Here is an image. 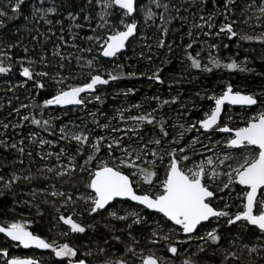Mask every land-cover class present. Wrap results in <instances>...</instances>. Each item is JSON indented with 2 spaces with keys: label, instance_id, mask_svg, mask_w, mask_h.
Returning a JSON list of instances; mask_svg holds the SVG:
<instances>
[{
  "label": "trees",
  "instance_id": "trees-1",
  "mask_svg": "<svg viewBox=\"0 0 264 264\" xmlns=\"http://www.w3.org/2000/svg\"><path fill=\"white\" fill-rule=\"evenodd\" d=\"M50 1L52 6H57L52 7L56 8L55 13H48L44 19H41L39 15L33 19L32 10L35 7L33 0H25L22 11L18 14L12 12V0H0V11L6 13V16L0 17V60L3 61L4 66L11 69L7 73H0V120H10L16 116L15 99L22 95L23 82L31 81L34 86L37 83L44 84L43 88L36 86L37 100L30 106L32 111L39 109L42 112L45 110L43 102L54 96L58 89L64 88L66 90L69 85H81L79 83L81 81L80 72H77L78 67L73 66L71 60H74L70 59L69 56L93 60L92 73L100 74L106 79L109 72L119 75L117 80H109L107 89L110 91L118 87L124 89L125 105H122L121 109L125 110V115H139L137 110L141 109L143 112L158 110L156 114L163 115V118L177 113L180 118L199 120L203 118L210 105L214 106V101L208 97L212 96V93H216L214 91L223 92L229 84L234 90L264 96V59L261 58V54L252 52L250 48L256 43L241 39V36L237 35L231 39L225 33H221L219 36L216 32L223 20V14L228 13L233 7L238 8L240 0H235L234 3L229 4L230 10L224 8L227 0H206L203 3L201 0H184L183 4V0H160L161 5L167 4L168 8L165 10L163 7L157 8L155 3L152 4L150 8L155 16L150 22L145 20L146 15L144 13L147 0H139L134 16L139 25L138 34L129 43L127 50L114 60L104 59L99 53L98 46L96 48L87 41L86 37L89 35L85 24L82 25V28L77 29L66 20L71 15L69 12L77 13L79 9L84 11L83 6H85L86 0ZM92 5H90L91 13L94 14L96 5L94 2ZM42 7L51 8L48 3ZM114 11L115 14L112 17L117 16L118 10ZM200 12L206 18L211 16L212 19L207 24L211 23L215 27L213 31H210V35L203 37V42L206 45H215L222 55L223 64L218 68L211 66L210 72L202 70V66L199 70L192 68L191 61L188 59V55L193 56L194 37L198 34H205V32L209 33L207 29L198 27L200 19L197 17ZM161 16H163V20ZM45 19L51 20L52 23H46ZM99 23L101 24L102 21ZM165 28L167 33L164 32ZM161 39L164 40V47L158 46V41ZM17 44L24 52L28 53L27 59L24 57L26 55L20 54ZM73 44L76 47H73ZM189 44L192 45L191 48L188 47ZM55 52H59L65 59L61 61L60 56L54 55ZM247 55L253 63L248 61L244 63L246 60L244 58ZM42 56L46 58L43 63L41 62ZM29 60L35 61V63L29 65ZM232 61L239 65L237 69L229 70L223 67ZM61 64L64 65L63 68L60 67ZM154 66L160 69L158 75L163 81L162 83L155 79H149L152 75H147V73L151 74V68ZM23 67L34 69V73L46 71L49 75L45 77L34 75L33 80H28L20 74ZM240 68L244 70L241 71ZM61 80L62 83H57ZM165 101L169 103L165 104ZM112 103L111 96L108 95L100 101L99 106L105 112L111 113L113 112L111 110ZM127 105L132 106V108L128 109ZM134 105L140 107H134ZM55 109L66 114L65 120L77 116V114L71 113V109L65 111L60 108ZM65 146L79 159L74 177L62 179L56 184L67 188V191H71L64 194L66 199L60 201V198L49 195L48 190H46L49 185L39 182L35 186L39 190L38 195L35 198L29 196L32 201L35 199L40 208L39 212H36L35 208L30 207V204L24 208L23 204H20L22 199H27L28 196L23 193V185L20 181L11 184L8 189L0 185V223H3L5 219L15 220L18 212L23 210L32 217L33 225L30 231L33 234L44 239H50V241L54 240L57 244L68 243L70 246H74L78 249V255L75 259H84L86 264H104L105 259L108 258H124L128 264H140V253L142 252L143 256L151 253L149 251L151 246L149 245V238L153 227L150 226V221L163 220L162 217L129 202H115L113 210L117 211L118 214L125 211V208H133L141 212L147 220L146 224L133 225L131 230L139 241L133 245L137 255L126 253V245L132 243L128 238L129 230L126 227L130 220L125 222L113 219L107 214H89L87 211L89 204L76 198L75 194L72 193L89 191L86 187L88 173L79 172L80 161L82 162L87 158L89 149L84 146L82 154H78L77 145L66 144ZM15 159V152L5 146L3 138L0 136V171L8 174L11 170L9 166L10 164L13 165L12 160ZM86 167L95 170L92 162ZM44 191L47 193L42 194ZM69 196L71 197L70 200H68ZM119 205H121L120 209H118ZM63 210H66L64 216L82 220L81 225L86 227L85 233L69 232L64 236L57 235L59 234L56 230L57 221ZM237 226L227 225L226 227L229 230H235ZM247 229V234L254 233L255 235L258 232L253 228ZM113 236H119L120 241L114 239ZM100 248L105 249V252L100 253ZM4 251L8 253L6 257L3 255ZM89 252L91 254L87 255ZM217 255L211 250L203 253L207 260L215 263L220 260ZM13 258H33L40 261L41 264H60L58 258L49 250L41 253L24 249L0 233V264H7V261Z\"/></svg>",
  "mask_w": 264,
  "mask_h": 264
},
{
  "label": "snow or ice",
  "instance_id": "snow-or-ice-1",
  "mask_svg": "<svg viewBox=\"0 0 264 264\" xmlns=\"http://www.w3.org/2000/svg\"><path fill=\"white\" fill-rule=\"evenodd\" d=\"M88 2L91 4L92 0H88ZM153 2L157 8L163 7L165 10L168 8L167 4L161 5L160 0H153ZM201 2H206V0H201ZM234 2L235 0H227L224 8L230 10L229 4ZM24 4L25 0H16L15 5L12 7V12L14 14L20 13ZM96 4L100 9L99 18L102 21L98 27L107 26L109 34L106 38L89 36L86 39L94 41L98 45L100 54L103 57H116L125 49L126 42L137 31V23L133 17V14L137 11V0H96ZM114 10H119V24H110L107 19L115 14ZM55 11V8L33 7V19L37 15L41 19H44L48 13H55ZM260 11L264 13V7H261ZM4 16H6V13L0 11V17ZM154 16V12L150 9L146 10V20L152 19ZM124 17L132 19L125 20ZM72 19H75V17H72ZM85 19H88V17H85ZM161 19H164L163 16H161ZM201 19L204 20L205 18L202 16ZM211 19V16L208 17L209 21ZM225 19H227L226 15ZM45 22L48 24L52 23L51 20L47 19H45ZM120 25H123L122 30ZM207 26L209 28L214 27L211 23H208ZM76 27L79 28L81 25L77 24ZM164 32L167 33L166 28ZM219 32L228 34L230 39L237 35L231 23L221 25ZM210 34V32L205 33V35ZM241 39L251 40L253 37L243 35ZM258 39L264 41V34H261ZM158 46L164 47V40H159ZM191 46V44L188 45L189 48ZM73 47H76V45L73 44ZM88 51H91V49H88ZM4 55L6 56L7 54L5 53ZM54 55L60 56L61 61L65 59L59 52H55ZM198 56L199 53H197ZM8 59H11V57H8ZM76 59L79 63L81 57L77 56ZM188 59L191 61L192 68L201 69V62L198 58L188 55ZM45 60L46 58L42 56L41 62L43 63ZM28 63L32 65L35 61L29 60ZM210 63L213 67L218 68L221 66L220 61L211 56ZM63 66V64L60 65L61 68ZM81 67L93 68V60H87ZM223 67L235 70L239 65L235 61H232L223 65ZM10 70V67L4 66L3 61L0 60V73H7ZM202 70L210 72L212 68L204 67ZM240 70L243 71L244 69L240 68ZM20 74L28 80H33L34 75L39 77L49 75L46 71L34 73L30 67H23ZM118 78L119 75H114L111 72L108 73L107 79L103 78L100 74L90 72L88 82L79 86L69 85L66 90L64 88L58 89L54 96L44 101V106L58 105L63 107L66 105H83L85 99L82 97V93H92L96 90L97 85H106L109 83V80H117ZM149 79H155L160 83L163 82L160 80L158 73H154ZM62 82V80L57 81V83ZM36 86L43 88L44 84L37 83ZM95 99L100 100V97L96 96ZM208 99L214 101V106L210 105L202 119L189 122L187 127L184 124H179L178 127L182 131L170 141V143L177 145L171 149L165 147L160 150V146L164 143V138H167L169 133L164 126L165 122L163 119L157 121L151 112L129 116L127 119L132 121L133 124L123 130L125 135H128V133L132 134L128 137L129 140L133 137L142 140V125L148 124L153 125V127L158 125L160 138H151L147 143L143 144V147H137L131 143L122 146L123 137L116 138L112 142L105 144L106 137L104 136L98 135L94 140H90L89 135L83 131L66 130V127L60 129L62 133L61 139L76 142L78 154H82L83 146L85 145L90 149L84 165H80V171L88 173L86 187L91 189L92 192V195L81 197V199H85V202L89 204V208L87 209L89 214H107V216L113 219L125 222L130 220L126 224V227L129 230L128 238L132 243L126 245V253L137 255L136 248L133 245L139 243V241L132 234L131 230L133 225L146 224L147 220L145 216L141 215V212L136 210H126L125 214H118L117 211L112 210L114 208V201L133 202L134 205L142 206L143 209L159 214L163 218L164 223L162 224L160 220H157L151 232L149 242L152 244L158 243L159 239L172 240L173 234L178 235L180 232L189 239H191L193 233H196L197 238L212 244H218L221 239L218 224L223 220L229 226L236 224L238 221L254 226L259 231V235L256 238L257 241L261 245H264V110L258 111L255 115L249 117L245 121V126L232 128L222 122L221 113L223 106L228 104L251 107L257 105L258 100L251 94H242L239 91L234 92L230 84L222 94L218 96L212 95ZM164 103L167 104L169 102L165 101ZM134 107L140 106L134 105ZM23 119L28 120L29 117L24 116ZM121 120H124L123 114H121ZM32 123L40 125L41 121L33 118ZM43 123L46 127H50L49 121L45 120ZM98 126L104 129L109 127L108 124H98ZM4 127L7 128V125H4ZM193 130L197 133H201V130H203L201 135L208 139L209 142H211V136L215 132L228 133L229 136L223 142L222 148L240 150L242 155L238 156L230 151H224L222 153H214L215 158L213 156H204L203 153L196 149L198 143L203 145L205 149H212L209 148L208 144H204L200 136L185 141V146H182L180 142L184 140L185 132H192ZM112 131L116 132L120 131V129L112 128ZM40 143L50 142L41 140ZM147 144H155L156 149H148ZM216 144L221 145V141H216ZM12 147H16V145L13 144ZM104 147L107 148V155L111 159L98 162L95 170L87 168L88 164L93 160H97V154ZM117 148L122 152V155L118 157L114 156ZM20 151L22 152L23 149H20ZM63 152L64 149H61V153ZM148 156H151L152 159L146 161L147 167L137 163L138 161H144ZM195 156H200L201 158L196 160L194 159ZM74 159V157H69V163L72 165L71 172L76 170V166L73 163ZM157 161H159L160 165H163L164 176L162 178L157 171ZM124 169H128L129 171L126 173ZM48 171H52V169L49 168ZM69 174L70 172L68 171H61L59 173L61 176ZM220 177H226V180L216 185L221 192L227 190L230 194L235 191L234 185L241 187V192L237 193L236 196V199L240 200V204L236 205L239 210L235 213L227 210L232 207L227 202L221 208H217L213 203L216 193L212 189V185ZM13 179H18V177H13ZM0 180H3V177H0ZM11 182L8 181L6 186L10 188ZM145 185H147V188H144ZM52 195L63 196L64 193L53 192ZM220 198L223 199L224 197ZM69 199H71L70 196ZM213 218L217 222V227L205 230V235H199L198 228H202L203 222H208ZM59 219L70 227L72 233L83 234L86 231L85 226L74 221L70 216H60ZM167 222L171 223L168 224ZM0 233L12 241L18 242L24 248L35 247L37 249L50 250L58 258L60 264H86L84 259H75L78 255V249L74 246H70L68 243L57 244L54 240L47 241L33 234L24 224L17 222L0 223ZM113 238L120 241L119 236H113ZM186 242L188 241H176L177 244ZM245 247L248 246L245 245ZM198 248L199 251H204L203 246H198ZM248 250L251 253L257 252L259 249L256 246H252ZM99 252L104 253L105 249L100 248ZM168 252L175 256L178 255L179 250L176 246L170 244L168 245ZM90 254V252L87 253V255ZM3 255L6 257L8 255L7 251H4ZM232 255L235 256V253ZM140 256L142 264H161V258L155 256L154 253L143 256L141 252ZM7 264H41V262L33 258H13L7 261ZM104 264H128V261L124 258H108L105 259ZM183 264H196V262L191 259H185Z\"/></svg>",
  "mask_w": 264,
  "mask_h": 264
},
{
  "label": "rangeland",
  "instance_id": "rangeland-1",
  "mask_svg": "<svg viewBox=\"0 0 264 264\" xmlns=\"http://www.w3.org/2000/svg\"><path fill=\"white\" fill-rule=\"evenodd\" d=\"M35 3V7H42V5H45L46 3L50 4L52 7V2L50 0H33ZM13 6L16 3V0H12ZM94 2V5H96V12L94 14L91 13L92 8L90 5H92ZM91 4H89L88 0H86L85 6L83 8L84 11L79 9L78 12H69L71 15H69L66 20L70 23L71 26L76 27L77 24L82 25L85 24V27L87 29L89 36H100L102 38H106V36L109 34L108 27H98L100 25L99 21L100 18H98L100 9L98 5L96 4V0H93ZM184 3V0L182 1V4ZM52 4V5H51ZM154 4L153 0H147L146 4V10L150 9V6ZM93 6V5H92ZM238 8L231 9L228 13H224L222 16L221 25L226 23H231L233 26V30L237 33V36H243L248 35L253 37L250 41H254L256 43L255 45H251L250 48L252 49V52L261 54V58L264 59V41H261L258 39V37L261 36V34H264V13L260 11L261 7H264V2L260 0H240L238 4ZM240 8V9H239ZM56 9V8H55ZM95 10V9H94ZM146 10L144 11L146 15ZM152 11V10H151ZM75 15V16H74ZM83 15V16H82ZM115 17H108L109 23H116L119 24V10L116 12ZM225 15L227 16V19H225ZM88 17V19H85V17ZM204 17L205 19L202 20L201 17ZM72 17H75V19H72ZM146 18V17H145ZM199 20L198 27L207 29L208 32L213 31L215 27L209 28L207 26L208 18L203 15V13L200 12V15L197 17ZM125 20H131L132 18L124 17ZM152 19H147V22L152 21ZM146 20V19H145ZM136 21V20H135ZM138 24V23H137ZM220 25V26H221ZM220 26L217 28V31L219 36L221 35V32H219ZM36 27V26H35ZM77 28V27H76ZM99 28V29H97ZM121 30L123 29V25H120ZM78 29V28H77ZM99 30V31H98ZM139 30V25L137 29V34ZM73 32V28H72ZM91 32V33H90ZM206 33V32H205ZM216 35V34H214ZM87 36V37H89ZM205 34H198L194 37L193 40V57L198 58L201 62L202 68L204 67H211L212 64L210 63V56L212 58L218 59L220 61V65L222 63V55L219 53L218 49L210 45H206L205 42H203V37H206ZM86 37V38H87ZM215 37V36H213ZM87 41L90 44H93V46L97 48V44L94 41H90L87 39ZM18 50L24 56L25 59H27L28 53L26 51L24 52L22 48H20V45L17 44ZM99 48V47H98ZM78 50V49H75ZM74 50V51H75ZM76 52V51H75ZM100 53V51H99ZM197 53H199V56L197 57ZM101 55V54H100ZM71 60V63L73 66L78 67L77 72H80V79L79 82L81 85L83 83L88 82L89 80V73H92V69H89L87 67H81L80 65L85 64L87 60L80 59L79 63L76 61L77 59L73 56H69ZM29 59H32L29 57ZM246 60H244V63L246 61L253 63L252 60H250V57L247 55L245 56ZM82 60L83 63H82ZM114 60V59H113ZM94 64V63H93ZM155 67V66H154ZM152 67L151 74L147 73V75H152L154 73L160 72L159 68ZM34 72V69H31ZM105 78V77H103ZM106 79V78H105ZM23 92L20 98L15 99L16 100V116L11 118L10 120H0V136L3 138V143L5 144L8 149H12L15 152L16 159L12 160L13 165L10 164L9 168L11 169L8 174H6L3 171H0V177H3V180H0V185L2 187H5V189H8L9 187L6 186L8 181H12L11 184H15L17 182H21L23 185V193L27 194V199H22L21 205L24 207L30 206L35 208L36 212H39V206L35 202V199L32 201V199H29V196H33L34 198L38 195L39 190L35 188L36 184L39 182H44L49 185L48 194L51 196H54L56 198H60V201L62 199H66L61 195H52L53 192L56 193H64L67 194V188H63L62 186H57L56 184L58 181L62 179H71L74 177L76 170L74 172H71L72 165L69 163V157H74V164L77 169V164L79 159L75 157V155L69 151L66 148V144H76L75 141H69L66 139H61L62 133L60 132L61 128H65L66 130H72V131H83L85 134L89 135L90 140H94L96 136H104L106 137L105 144L107 142H112L116 138L123 137V144L122 146H126L129 143L137 146V147H143L144 143H147L148 140H150L153 137L160 138V132H159V126L153 127V125H142V140L139 138L133 137L131 140H129V136H131V133H128V135H125L124 129L129 128L133 122L128 120L127 118L132 115H125V110L121 109L122 105H125L124 103V89L122 87L115 88L114 90H108L107 84L103 86H97L96 90L93 93H89L84 95L85 103L83 105H80L78 107L69 108L71 109V113L77 114V116L69 118L65 120L66 114L64 112H58L54 106H44L45 110L42 112L41 110H31L30 106L32 103H34L36 99V93H37V87L34 86V84L31 81L23 82L22 83ZM212 93L211 95H220L222 92ZM111 96L112 108L111 110L113 112L107 113L104 110H102L99 106V103L102 99H104L106 96ZM260 95V94H259ZM264 95V94H263ZM99 96L100 100H96L95 97ZM264 98V96H261ZM262 105H264V101L262 102ZM259 107L257 111L247 113L248 111H235L232 109H229L226 113L225 122L228 123L227 125L232 124H245V121L255 115L258 111L264 110V107ZM26 106V107H25ZM128 109H131L132 106L127 105ZM61 109V108H60ZM62 111L68 110V109H61ZM139 115L140 114H146L148 112H151L153 116L156 117V120L159 121L163 119L164 126L166 130L169 133V136L167 138H164V143L160 146V150L167 147L169 149L176 147L177 145L170 143L172 138L174 136H178L179 132L182 131L178 127L179 124H184L185 127L188 126L189 122H195L197 120L195 119H185L178 117L177 113L172 114V116H169L167 118H163V115H160L159 113L156 114V110H149L147 112H143V109L137 110ZM121 114H123L124 120H121ZM64 115V118L62 119V116ZM28 116V120H24L23 117ZM68 117V116H67ZM231 117V119H229ZM35 118L37 120H40V125H36L32 123V119ZM49 121L50 127H46L43 123V121ZM127 121V122H125ZM99 125L108 124L109 127L107 129H104L102 127H99ZM4 125H7V128L4 127ZM174 125H176L174 127ZM112 128L120 129V131L113 132ZM203 130H201L202 133ZM201 133H197L195 130L192 132H185L184 134V140L180 142L182 146H185V141L194 138L196 136H200V139L204 141V144H208L209 148L212 150L205 149L203 145L197 144L196 149L203 153L204 156H213L215 158L214 153H222L224 151H230L234 155H242V152L240 150H231V149H224L222 148L223 142L226 140L228 136H224L219 132H215L211 136V142H209L208 139H206ZM49 141L50 143H44L41 144L40 141ZM216 141H221V145H217ZM15 144L16 147H12V145ZM88 147L87 145H85ZM84 147V146H83ZM148 149H156L155 144H147ZM20 149H23L21 152ZM61 149H64V152L61 153ZM89 149V147H88ZM147 150V149H146ZM90 151V149H89ZM159 151V150H158ZM51 153V155H49ZM191 154V150H190ZM122 152L120 149H116L114 152V156H121ZM200 156H195L194 159L199 160ZM111 158L107 155V148L104 147L102 151L97 154V160H93L92 164L94 166L97 165L98 162L103 160H110ZM152 159L151 156H148L145 158L144 161H138L137 163L141 164L142 166L147 167L148 164L146 161H150ZM17 163V164H16ZM85 160L82 162L80 161V165H84ZM157 171L159 173V176L162 178L164 176V169L163 165L159 164V161H157ZM51 168L52 171H48V169ZM61 171H68L70 172L69 175H59ZM124 171L127 173L129 170L124 169ZM81 173V171H79ZM13 177H18V179H13ZM226 180V177H220L215 184L212 185V189L215 191L216 195L213 198V203L217 208H221L224 206V204L227 202L232 205L231 208L227 209L231 213H235L239 209L236 207V205L240 204V200L236 199L237 193L241 192V189L234 185L235 191L232 193H228L227 190L224 192H221L219 188L216 185L221 184L222 181ZM144 188H147V185L144 186ZM89 191H77L72 192L75 194L76 198L81 199V197H86L88 195H92L91 189L88 188ZM41 192V190H40ZM47 193V191H44L42 194ZM220 197H224L221 199ZM68 200H70L68 198ZM85 201V199H82ZM30 204V205H29ZM34 205V206H33ZM120 206L118 209H120ZM113 210V209H112ZM124 210V209H123ZM126 210H136L133 208H129ZM66 210H63L60 216H64ZM122 211V210H121ZM125 211L121 212L120 215L125 214ZM137 211V210H136ZM151 213V212H150ZM155 214V213H154ZM142 215V214H141ZM64 217H67L64 216ZM58 218V225H57V232L59 234L64 236L65 233H69L70 227L68 225H65L63 221H61ZM73 219V218H72ZM163 219V218H162ZM74 221L78 223H82V220L80 218H74ZM156 221L152 220L150 221V226L153 228L156 225ZM163 224L164 221L160 220ZM7 222H17L24 224L25 227L30 231L33 221L32 217L29 213L20 210L18 212L17 218L15 220H8L5 219L3 223ZM227 224L224 223L223 220H221L218 224L219 229V235L222 238L220 239L219 243L216 244L217 246H214L215 244H212L210 242H206L205 240H201L197 238V235H193L191 239L184 236L182 232H180L178 235L173 234L172 240H163L159 239L158 243L152 244L149 242L150 249L149 251L151 253H154L155 256L161 258V264H183V261L185 259H191L196 262V264H264V245H261L257 241V236L259 235V231L254 235L247 234V225L246 224H239L235 230H229L227 227ZM174 227V226H173ZM213 227H217L216 220H213L209 224L204 225V227L200 228L199 235H205V230H211ZM167 231V229H165ZM222 232V233H221ZM47 241H50V239H46ZM180 240H187L186 243H180L177 244L176 241ZM174 245L178 248L179 253L178 255L173 256L170 252H168V245ZM247 245L248 247H245ZM198 246H203L204 251H199ZM252 246H256L259 250L257 252H249V248ZM214 251L217 253V257L220 258V260L217 261V263L207 260L203 256L204 252H210ZM50 251V250H49ZM51 252V251H50ZM213 253V252H212ZM235 253V256L232 254ZM53 254V253H52ZM130 255H133L129 253ZM54 255V254H53ZM136 256V255H134ZM227 257V259H225ZM142 264V261L141 263Z\"/></svg>",
  "mask_w": 264,
  "mask_h": 264
},
{
  "label": "flooded vegetation",
  "instance_id": "flooded-vegetation-1",
  "mask_svg": "<svg viewBox=\"0 0 264 264\" xmlns=\"http://www.w3.org/2000/svg\"><path fill=\"white\" fill-rule=\"evenodd\" d=\"M233 91L234 92H236L237 90H234V88H233ZM239 92H241V91H239ZM242 94H251V95H253L257 100H258V104L257 105H254V106H251V107H248V106H245V107H237V106H226L225 108H224V111H223V114H222V116H221V118H222V122L223 123H225V124H228V123H226L225 122V117H226V113H227V111L229 110V109H232V110H235V111H244V110H246V111H248L247 113H250V112H254L255 113V111H257V109L259 108V107H261V105H262V102L264 101V98H262L261 97V95H259V94H255V93H247V92H241ZM228 126H230V127H232V128H236V127H243V126H245V124H241V123H238V124H230V125H228ZM222 135H224V136H229V134L228 133H221ZM240 189H241V187L239 186V185H237ZM120 202H122V201H120ZM115 203V202H114ZM113 203V204H114ZM142 208V207H141ZM146 210V209H145ZM156 214V213H155ZM159 215V214H158ZM213 220H215L214 218L213 219H211L209 222H207V223H205V224H203V227H204V225H206V224H209L210 222H212ZM169 224H170V222H168ZM241 223H243V224H246V222H240V221H238L236 224H233V225H239V224H241ZM229 226V225H228ZM232 226V225H231ZM174 227H178V226H174ZM247 227L248 228H252L250 225H247ZM200 228H198V230H199ZM253 229H255V228H253ZM257 230V229H256ZM196 233H194V234H192V236L193 235H195ZM184 235V234H183ZM185 236V235H184Z\"/></svg>",
  "mask_w": 264,
  "mask_h": 264
},
{
  "label": "water",
  "instance_id": "water-1",
  "mask_svg": "<svg viewBox=\"0 0 264 264\" xmlns=\"http://www.w3.org/2000/svg\"><path fill=\"white\" fill-rule=\"evenodd\" d=\"M138 1L139 0H137V3H138ZM260 1H262V2H264V0H260ZM135 14L136 13H134L133 14V17L135 16ZM137 29H138V24H137ZM137 36V31H136V33H135V35L133 36V37H130L129 38V41L128 42H126V47H125V49H123L122 50V52L121 53H119L116 57H113V58H106V57H103L102 55V57L104 58V59H107V60H113V59H115V58H117L118 56H120L121 54H123L126 50H127V46L129 45V43L135 38ZM97 86H103V85H97ZM96 86V87H97ZM93 93V92H92ZM86 94H89V93H82L81 95H82V97L84 96V95H86ZM54 107H59V108H61V109H69V108H74V107H78V106H80V105H66V106H63V107H61V106H58V105H53ZM226 106H232V105H228V104H225L224 106H223V110H222V113H221V116H222V114H223V111H224V108L226 107ZM234 106H237V107H245V106H240V105H234ZM254 106V105H253ZM115 202V201H114ZM113 202V203H114ZM122 202H129V203H131L132 205H134L133 204V202H130V201H122ZM136 206V205H135ZM139 207H142V206H139ZM150 212V211H149ZM152 213V212H151ZM211 220V219H210ZM209 222V221H208ZM171 223V222H170ZM205 223H207V222H203V224H205ZM251 226V225H250ZM252 228H254V226H251ZM258 230V229H257ZM2 234V233H1ZM194 234V233H193ZM3 236H4V234H2ZM4 237H6V236H4ZM7 239H9L10 240V238H8V237H6ZM12 241V240H11ZM14 244H17V245H19L18 244V242H15V241H12ZM21 246V245H20ZM21 247H23V246H21ZM24 248V247H23ZM24 249H27V250H33V251H37V252H41V253H44V252H47V250H43V249H37V248H35V247H30V248H24Z\"/></svg>",
  "mask_w": 264,
  "mask_h": 264
}]
</instances>
